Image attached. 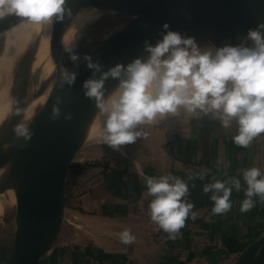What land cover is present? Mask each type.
Listing matches in <instances>:
<instances>
[{
    "label": "water",
    "instance_id": "1",
    "mask_svg": "<svg viewBox=\"0 0 264 264\" xmlns=\"http://www.w3.org/2000/svg\"><path fill=\"white\" fill-rule=\"evenodd\" d=\"M88 8L130 20L64 73L63 36L72 20ZM29 19L14 13L1 18L0 35ZM261 25L264 0H65L62 18L52 21L50 52L56 79L43 106L30 117H26L29 84L39 40L16 64L14 86L19 97L0 140V186L14 187L18 207L12 211V223L0 226V264H43L62 241L71 209L67 188L80 165L72 169L100 112L97 99L87 95L86 81L121 66L119 77L104 80L102 100L106 102L127 78L124 69L136 59L146 61L147 46H154L168 30L194 39L199 47L219 49L253 47L248 33L264 32ZM52 81L42 83L30 100L44 95ZM233 264H264V235Z\"/></svg>",
    "mask_w": 264,
    "mask_h": 264
},
{
    "label": "crops",
    "instance_id": "2",
    "mask_svg": "<svg viewBox=\"0 0 264 264\" xmlns=\"http://www.w3.org/2000/svg\"><path fill=\"white\" fill-rule=\"evenodd\" d=\"M238 128L235 118L225 127L202 112L145 167L100 165L86 175L80 165L67 188L78 203L68 210L62 241L43 264H233L264 235V199L254 196V206L240 210L247 189L243 171L257 167L264 173V133L241 146L233 140ZM161 176L183 179L188 185L183 199L192 204L171 243L150 215L154 197L147 179ZM233 178L241 187L232 188V207L213 213V193H205V185ZM125 230L134 237L131 243L121 239Z\"/></svg>",
    "mask_w": 264,
    "mask_h": 264
},
{
    "label": "clouds",
    "instance_id": "3",
    "mask_svg": "<svg viewBox=\"0 0 264 264\" xmlns=\"http://www.w3.org/2000/svg\"><path fill=\"white\" fill-rule=\"evenodd\" d=\"M64 4L65 0H0V17L14 13L33 21L60 19ZM248 37L253 47L226 46L213 53L201 50L194 39L168 30L154 46H147L150 55L146 61L136 59L124 69L127 78L107 102L102 100L104 80L119 77L121 66L100 79H89L84 84L87 95L97 99L101 115H106L96 134L113 147L131 143L141 135L135 130L137 125L183 106L193 114L211 112L225 127L235 118L239 128L233 140L247 146L264 133V32L251 30ZM243 179L247 189L240 210L246 212L254 206V196L264 199V173L251 167L243 171ZM233 187L240 189L239 179L205 185L204 192L213 193V213L222 214L232 207ZM147 189L154 197L149 204L151 219L164 231L177 233L192 208L183 199L187 183L179 177H150ZM120 235L124 243L134 239L128 230Z\"/></svg>",
    "mask_w": 264,
    "mask_h": 264
},
{
    "label": "rangeland",
    "instance_id": "4",
    "mask_svg": "<svg viewBox=\"0 0 264 264\" xmlns=\"http://www.w3.org/2000/svg\"><path fill=\"white\" fill-rule=\"evenodd\" d=\"M91 9L92 8H88L80 12L81 14L72 20V23L64 34L63 42H65L62 46L64 73L71 71L92 50L98 47L105 38L123 28L130 20L128 17L108 13L106 11L93 13ZM7 15L9 14H6L5 16ZM84 16H86L88 20L86 21V24L83 25L80 24L79 21ZM3 17H0V19ZM11 31L12 30L0 35V74L3 70L4 49L7 45V38ZM37 41L38 35L32 34L24 46V51L19 53L21 55L18 56V60L16 59L17 63H20L28 48L32 45L34 46V44L36 45ZM73 57H75V59H73ZM14 70L11 88L14 86L17 77L16 67ZM41 79L42 77L39 74H31L28 94L29 98L33 97L41 87L42 83L46 81H42ZM6 85L7 82L5 87H0L1 106L4 96V93L1 95V92L5 91ZM42 106V103L37 104L29 111L27 117H30L34 111ZM201 114L202 112L199 110H197L195 114L189 113L183 106L179 107L175 113L165 112L160 118H158V120L155 119L153 122H145L137 125L135 130L139 131L141 135H139L133 142L116 147L104 142L102 139H89L84 150H82L76 159L72 171H75L74 169L76 165H85L84 170L81 171V173L89 172L90 170L96 172L94 169L96 167L95 164L101 166L104 165V167H106V165H113V168H120L123 165L130 167V169L145 167L146 165L151 164L156 157H159L160 152L167 148V143L172 141L181 129L188 126L189 123H193L197 115ZM99 118L92 124L91 128L98 124ZM109 166L107 169H112L111 166ZM144 171L142 173H144ZM85 174L88 175V173ZM71 182L72 179L70 178V183ZM67 200L69 209L78 203L75 200L72 201L70 195L67 197ZM78 210H81V208L78 207Z\"/></svg>",
    "mask_w": 264,
    "mask_h": 264
},
{
    "label": "bare ground",
    "instance_id": "5",
    "mask_svg": "<svg viewBox=\"0 0 264 264\" xmlns=\"http://www.w3.org/2000/svg\"><path fill=\"white\" fill-rule=\"evenodd\" d=\"M91 11H93V13H99L102 10L97 9V8H92ZM87 20H88L87 17L84 16L82 19H80L79 23L84 25L86 24ZM52 21H53V17L47 20H43V21H33L29 19L23 23L18 24L14 28H12L11 29L12 31L10 32L7 38V42H6L7 45L5 46V49H4L3 70H2V73L0 74V87L2 88L5 87V84L7 82L5 91L1 92V95L4 93V96H3L2 106L0 103V140L3 137L4 133L6 132L8 125L10 123V120L13 117L17 109V99L19 97L18 90L15 91V86L11 88L12 79H13V71H15L14 68L16 67V64H17V60H18L17 58H19L18 56L21 55L19 53L21 51L22 52L24 51V46L27 43V41L30 39L32 34H37L38 40H39V47L37 49L35 60L33 63L32 73L39 74L42 77L41 79L42 81L43 80L52 81V79L53 81L52 83H50L49 88L44 93V95L34 100H30L31 98L29 99L26 117L28 116L29 111L32 110L37 104H41V103L44 104L47 97L49 96L53 82L56 79V68L54 66L52 56L50 55ZM64 42L62 40V43ZM200 48L201 50H211L213 51V53L215 52L216 49H218L214 47L213 45H207V46H203ZM115 93L116 92H114L113 95ZM112 96H110V98ZM163 114H157L154 120L155 119L158 120V118H160ZM100 116H101V113L99 112L95 121ZM105 119H106V115H102L99 118L98 124H96L90 129L89 139H101L96 134V132L99 130V128L103 127V124H104L103 122ZM1 174H2V171H0V176ZM16 207H18V204L16 201L14 187L0 186V226L5 225L6 221H8L7 224L12 223V220H13L12 211Z\"/></svg>",
    "mask_w": 264,
    "mask_h": 264
},
{
    "label": "trees",
    "instance_id": "6",
    "mask_svg": "<svg viewBox=\"0 0 264 264\" xmlns=\"http://www.w3.org/2000/svg\"><path fill=\"white\" fill-rule=\"evenodd\" d=\"M96 166H100L99 164H95ZM183 228H181L177 233H169V232H165L164 236H166L169 240V242H173L174 240H176L178 238V234L180 231H182Z\"/></svg>",
    "mask_w": 264,
    "mask_h": 264
}]
</instances>
